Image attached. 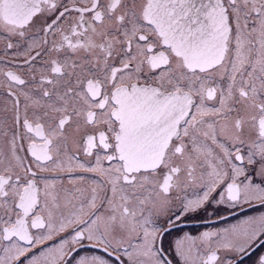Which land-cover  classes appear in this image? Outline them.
<instances>
[{
  "label": "snow or ice",
  "instance_id": "1",
  "mask_svg": "<svg viewBox=\"0 0 264 264\" xmlns=\"http://www.w3.org/2000/svg\"><path fill=\"white\" fill-rule=\"evenodd\" d=\"M0 43V264H264V212L181 227L264 208V0H0Z\"/></svg>",
  "mask_w": 264,
  "mask_h": 264
},
{
  "label": "flooded vegetation",
  "instance_id": "2",
  "mask_svg": "<svg viewBox=\"0 0 264 264\" xmlns=\"http://www.w3.org/2000/svg\"><path fill=\"white\" fill-rule=\"evenodd\" d=\"M3 44L0 43V56H3ZM5 61H10L11 56L4 57ZM0 67L4 68L5 71L8 70L7 64H0ZM4 100L3 95H0V103ZM219 208V212L217 213L216 209ZM261 212H264V208L256 206L255 211L249 208H236L233 210H227L226 206H217L216 204H212L211 207L206 210L201 211L196 218L187 219L181 227L184 231H191L193 234H199L203 231L217 230L223 227H226L228 224L236 223L238 219H242L245 214L247 215H258ZM220 217H227V219H221ZM176 238V233L173 232L171 236H169L168 240H174ZM54 243V242H50ZM93 249H90L85 242V248L80 250V254H85L86 252L91 253ZM257 252H264V248H260ZM256 259V255L253 254L251 257L244 258V264H253V261Z\"/></svg>",
  "mask_w": 264,
  "mask_h": 264
}]
</instances>
